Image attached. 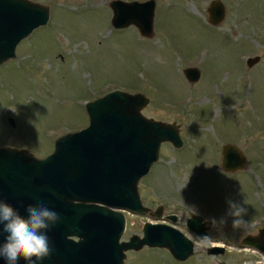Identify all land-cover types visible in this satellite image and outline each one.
I'll list each match as a JSON object with an SVG mask.
<instances>
[{
  "label": "rangeland",
  "instance_id": "obj_1",
  "mask_svg": "<svg viewBox=\"0 0 264 264\" xmlns=\"http://www.w3.org/2000/svg\"><path fill=\"white\" fill-rule=\"evenodd\" d=\"M30 1L48 7L50 20L0 66V148L43 159L60 136L89 125L86 103L116 90L142 94L150 101L142 114L176 124L183 146L164 143L139 186L144 206L150 213L163 207L162 218L125 213L122 241L143 237L147 223L175 215L177 223L169 225L195 244L196 253L178 262L167 249L145 247L127 252L124 264L264 262L242 245L264 228V0H154L150 39L136 27H112L115 0ZM212 1L227 10L218 27L209 24ZM256 57L259 63L249 67ZM189 68L200 71L197 83L185 77ZM228 144L242 150L247 169L223 170ZM239 208L245 211L234 215ZM193 215L206 221L215 243L204 244L189 231ZM240 219L247 227L234 223ZM212 246L227 252L211 256Z\"/></svg>",
  "mask_w": 264,
  "mask_h": 264
},
{
  "label": "water",
  "instance_id": "obj_2",
  "mask_svg": "<svg viewBox=\"0 0 264 264\" xmlns=\"http://www.w3.org/2000/svg\"><path fill=\"white\" fill-rule=\"evenodd\" d=\"M110 7L116 29L134 26L142 37L154 36V0H116ZM207 13L209 24L218 27L224 23L227 10L222 2L213 1ZM49 19V8L30 0H0V66L15 59L17 46L36 29L46 26ZM259 61L256 57L247 63L253 67ZM184 74L191 84L201 77L196 68L186 69ZM149 103L142 94L122 91L88 103L89 126L59 137L54 151L45 159L26 150L0 148V203L12 206L25 218L30 206L46 209L57 217L45 221L48 228L42 230L48 237L50 254L41 260L33 257L25 261L21 257L16 264H124L127 252L145 247L167 249L182 262L194 257V243L165 225L146 224L142 238L133 236L121 243L126 231L122 212L149 213L139 186L159 161L162 145L183 146L176 124L142 114ZM10 123L15 127L13 120ZM222 159L228 174L248 168L246 156L236 145L225 146ZM203 221L192 216L187 224L199 239L208 236ZM2 229L0 224V248L8 235ZM242 244L264 254V229L258 236H248ZM224 253V248L209 250L210 255ZM0 264H8L2 254Z\"/></svg>",
  "mask_w": 264,
  "mask_h": 264
},
{
  "label": "clouds",
  "instance_id": "obj_3",
  "mask_svg": "<svg viewBox=\"0 0 264 264\" xmlns=\"http://www.w3.org/2000/svg\"><path fill=\"white\" fill-rule=\"evenodd\" d=\"M245 209L239 208L234 213L240 216ZM56 214L46 209L37 210L29 207L27 217H22L14 208L8 204L0 203V224H3L2 231L8 235L0 248V254L6 259L8 264H16L19 258L31 261L33 257L37 260L46 258L50 254L48 237L42 230L48 228L45 221L55 220ZM236 225L247 227V222L243 219L234 222ZM204 244H212L215 241L205 235L200 238ZM264 264V262H257Z\"/></svg>",
  "mask_w": 264,
  "mask_h": 264
},
{
  "label": "flooded vegetation",
  "instance_id": "obj_4",
  "mask_svg": "<svg viewBox=\"0 0 264 264\" xmlns=\"http://www.w3.org/2000/svg\"><path fill=\"white\" fill-rule=\"evenodd\" d=\"M157 213L160 215L159 218L161 219L162 216H163V207H162L161 209H159ZM150 215L153 216L154 213H151ZM172 217H176V219H177V216H175V215H173V216H167V217H164V218H167L166 220H164V221H166V222H162L161 224H164V225L171 224L169 221L172 220ZM167 220H168V221H167ZM171 222H172V221H171ZM187 222H188V220H187ZM175 223H177V222H175ZM204 223L207 225V223H206L205 220H204ZM207 226H208V225H207ZM254 229H256V228H254ZM261 230H262V229H259L258 231H256L257 234H252V236H257V235L260 233ZM248 236H251V235H248ZM249 250L252 251L253 253H256V254H257V257H259V256L262 257V255H261L260 253H258L257 251H255L254 249L249 248ZM262 258H263V257H262ZM263 260H264V258H263Z\"/></svg>",
  "mask_w": 264,
  "mask_h": 264
}]
</instances>
